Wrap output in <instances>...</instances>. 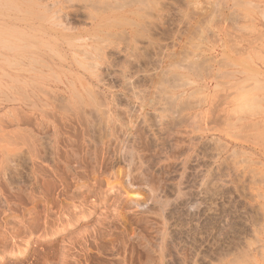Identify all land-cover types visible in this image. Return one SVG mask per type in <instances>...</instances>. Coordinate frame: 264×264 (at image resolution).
<instances>
[{
	"label": "rangeland",
	"instance_id": "rangeland-1",
	"mask_svg": "<svg viewBox=\"0 0 264 264\" xmlns=\"http://www.w3.org/2000/svg\"><path fill=\"white\" fill-rule=\"evenodd\" d=\"M35 1L0 0V187L102 186L0 264H264V0Z\"/></svg>",
	"mask_w": 264,
	"mask_h": 264
},
{
	"label": "bare ground",
	"instance_id": "bare-ground-1",
	"mask_svg": "<svg viewBox=\"0 0 264 264\" xmlns=\"http://www.w3.org/2000/svg\"><path fill=\"white\" fill-rule=\"evenodd\" d=\"M14 1H22V2H24L25 4H26V6L27 7H31L32 9H37L38 7L40 8V6H38L37 4H36V1L35 0H14ZM70 1H74V0H65V3L66 2H70ZM60 5H59V8H58V10H55L54 12H55V14H60L59 16H58V19H61V18H64L65 17V15H70L71 14V11H67V9H66V6H64V3H59ZM94 6H96L95 5V3H94V5H93V7ZM91 7V6H90ZM97 7V6H96ZM96 7H94L93 9H94V11L96 10L95 8ZM89 11H91L92 12V10H89ZM97 11V10H96ZM30 13V12H29ZM90 13V12H89ZM93 13V12H92ZM61 14L63 15V16H61ZM91 14V13H90ZM89 14V15H90ZM31 15V14H30ZM33 15H35L36 16V14H33ZM120 15V14H119ZM91 16V15H90ZM93 16H94V14H93ZM92 17V16H91ZM97 18V17H96ZM98 18H99V15H98ZM97 18V19H98ZM27 19H28V17H27ZM100 19H98V21H99ZM97 21V20H96ZM103 21V20H102ZM43 127V126H42ZM83 139V138H82ZM59 140V139H58ZM61 141V140H60ZM81 141V140H80ZM63 142V141H62ZM77 142V141H76ZM81 142H83V141H81ZM58 143V142H57ZM79 143V142H78ZM65 144V143H64ZM67 144V143H66ZM74 144V143H73ZM85 144V143H84ZM56 145H58V144H56ZM77 145V144H76ZM79 145V144H78ZM80 145H81V143H80ZM59 146V145H58ZM66 146V145H65ZM83 147V146H82ZM77 148V147H76ZM78 148H79V146H78ZM80 149V148H79ZM82 150H83V148H82ZM86 150H88V149H86ZM95 150V149H94ZM80 151H81V149H80ZM59 152H60V148H59ZM78 152V151H77ZM76 152V153H77ZM89 152V151H88ZM37 153V152H36ZM62 154H63V151L61 152ZM67 153H69V152H67ZM76 153H75V155H76ZM82 153V152H81ZM85 153V152H84ZM86 153H87V151H86ZM57 154H58V150H57ZM66 154V153H65ZM78 154V153H77ZM94 155H95V153H93ZM105 154V153H104ZM54 155H56V154H54ZM60 155V154H59ZM67 155V154H66ZM74 155V154H73ZM72 155V156H73ZM74 155V156H75ZM89 155V154H88ZM58 156V155H57ZM60 156H62V155H60ZM69 157H70V155H68ZM67 156V157H68ZM74 156H73V158H74ZM32 157H35V155L34 156H32ZM56 157V156H55ZM59 157V156H58ZM78 157V156H77ZM84 157V156H83ZM95 157H96V155H95ZM71 158L72 157H70V159H68V158H66V160L65 159H63V160H65L64 162H65V164H63L62 166H63V168H64V172L65 173H60V170H61V168H59L58 166V168L55 166L53 169H49L50 170V173H48V175L49 174H51V177L52 178H55L56 180H57V182H54L53 180H51V181H47V183L46 184H43V183H41V184H17L18 186H17V188H16V190L15 191H11V190H8V189H6V188H9L10 186H12V184H7V185H5V186H3V187H0V199H2L3 201H4V204L3 205H1L0 204V210L2 209V207L3 208H5L4 210H7L8 212H10V214L8 215V217L9 218H12L14 215H16V216H18V218L19 217H21V215H23L24 214V212L27 210H29V209H25V207H22L23 206V204H24V202H26V201H29L30 202V205H31V207H29V208H31L29 211H31V213H32V211H34V213L33 214H29V219H30V223H27V224H25L24 223V218H21V219H18L19 221H17V223H15V225H11V227L8 225V223H4L3 221H1V219H0V228L1 229H4L2 232L0 231V260H4V253L7 251L8 252V249H9V247H8V245L10 244L11 245V247H12V249L14 248V247H16V243H15V241H20V239H18L19 238V236L20 235H24V237L26 236V234H28L29 232H30V230H33L34 228H40V227H42V228H44L43 227V225L45 224V223H47L48 222V220L50 219V218H48L47 216L45 217V220H43L44 221V224L41 226L40 225V223L39 222H42V217L40 218L41 219V221H39L40 219H39V217H38V215H36L37 213H38V204H42V203H44V206H43V208H42V210H40L41 211V214H42V211H43V215H48L49 216V211L50 210H57V213H60V211L64 208V206L66 207V205H64L63 206V204L61 203V201H59L60 199H63V202L64 201H66L65 203L66 204H68V203H71V204H74V202H76V200H78L79 201V203L81 204V206H86V205H84V203H86V201H88L87 200V198H88V196L89 195H92V194H95L97 191H96V188H98L101 184H100V181H97L96 183L97 184H85V187H84V184H81V183H76V184H70V181H69V184L67 183L68 182V169L70 168V167H72L71 166V164H72V160H71ZM92 158H93V155H92ZM77 159H79V158H77ZM76 159V160H77ZM80 159H82V157L80 158ZM95 159V158H94ZM98 159V158H97ZM106 159V158H105ZM108 159V158H107ZM75 160V159H74ZM84 160H87L86 159V157L85 158H83V162L86 164L87 162H85ZM89 161V160H88ZM92 161V160H91ZM95 161H96V159H95ZM78 162H79V160H78ZM77 162V163H78ZM58 163V162H57ZM56 163V164H57ZM75 163V162H74ZM81 163V162H80ZM79 163V164H80ZM83 163V164H84ZM91 163V162H90ZM82 164V165H83ZM87 165V164H86ZM103 165V164H102ZM80 166V165H79ZM88 166L90 167V165L88 164ZM136 166V165H135ZM45 167V166H44ZM53 167V166H52ZM61 167V166H60ZM82 167V166H81ZM85 167V166H84ZM87 167V166H86ZM103 167V166H102ZM40 168V167H39ZM97 168V167H96ZM95 168V169H96ZM83 169H85V168H83ZM94 169V168H93ZM142 169V168H141ZM40 170V169H39ZM42 170H44V168L42 169ZM38 172V171H37ZM40 172V171H39ZM38 172V173H39ZM44 172V171H43ZM42 172V173H43ZM47 172H49L48 170L46 171V173H44L45 175H47ZM71 172V171H70ZM47 175V177H50V176H48ZM70 175V174H69ZM41 176V175H40ZM40 176H38V177H40ZM42 176H44L43 174H42ZM41 176V177H42ZM46 177V178H47ZM42 178H44V177H42ZM49 180V179H48ZM40 183V182H39ZM3 185V184H2ZM1 185V186H2ZM108 185V187L110 186V184H107ZM102 186V185H101ZM15 187H16V185H15ZM83 188V189H82ZM6 189V190H5ZM15 189V188H14ZM82 190V191H81ZM82 193V192H85L86 193V195L85 196H83L82 194V196L83 197H78V194L79 193ZM98 193V192H97ZM94 196V195H93ZM57 197V198H56ZM92 198V197H91ZM100 198V197H99ZM89 199V198H88ZM98 201H99V199H92V202H96V203H98ZM29 202H28V204H29ZM27 203V202H26ZM64 203V204H65ZM76 204V203H75ZM79 204V205H80ZM87 204V203H86ZM88 205V204H87ZM41 206V205H40ZM67 207H68V205H67ZM66 207V208H67ZM70 207V206H69ZM74 207H77V205L76 206H74ZM38 208V209H37ZM82 208V207H81ZM88 208V207H87ZM90 208V207H89ZM92 208L93 209H96V207H91V209L90 210H92ZM41 209V208H40ZM85 209V208H84ZM3 210V209H2ZM1 210V211H2ZM3 210V211H4ZM70 209H66V212H68ZM87 210V209H86ZM0 211V212H1ZM2 211V212H3ZM83 211H85V210H83ZM95 211V210H94ZM5 212V211H4ZM64 212V211H63ZM87 212H89V211H87ZM86 212V213H87ZM91 212L93 213V211H90V215H91ZM51 213V212H50ZM69 213H71V212H69ZM68 213V215H70ZM85 213V214H86ZM28 214V213H27ZM39 214V213H38ZM40 214V215H41ZM39 215V216H40ZM72 215V214H71ZM27 216V215H26ZM64 216V215H63ZM76 216V215H75ZM24 217V216H23ZM54 217V216H53ZM56 217V216H55ZM61 218V217H60ZM67 218H68V216H67ZM70 218V217H69ZM74 218V217H73ZM14 219V218H13ZM27 219H28V217H27ZM55 219V218H54ZM71 219V218H70ZM26 220V219H25ZM53 220V219H52ZM59 220V219H58ZM69 220V219H68ZM29 221V220H28ZM61 221H62V219H61ZM51 222V221H50ZM59 222H60V220H59ZM8 225V226H7ZM48 225V224H47ZM45 228H48V227H45ZM31 233V232H30ZM33 233V232H32ZM22 235V236H23ZM24 237H21V238H23L24 239ZM27 238H28V236H27ZM12 240V241H11ZM11 241V242H10ZM22 242V241H21ZM24 242H28V241H24ZM19 243V242H18ZM52 248H53V246H52ZM56 248V247H55ZM12 249H9V250H12ZM49 249H51V248H49ZM49 249H47V250H49ZM14 251V250H13ZM10 252V251H9ZM25 252H27V250L25 251ZM51 253V252H50ZM57 254V253H56Z\"/></svg>",
	"mask_w": 264,
	"mask_h": 264
}]
</instances>
